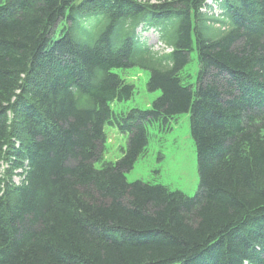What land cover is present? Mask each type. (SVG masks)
I'll use <instances>...</instances> for the list:
<instances>
[{"label":"trees","instance_id":"obj_1","mask_svg":"<svg viewBox=\"0 0 264 264\" xmlns=\"http://www.w3.org/2000/svg\"><path fill=\"white\" fill-rule=\"evenodd\" d=\"M212 2L0 0V264H264V0ZM131 67L160 94L114 112ZM181 113L195 193L128 181ZM105 124L128 132L116 161Z\"/></svg>","mask_w":264,"mask_h":264},{"label":"rangeland","instance_id":"obj_2","mask_svg":"<svg viewBox=\"0 0 264 264\" xmlns=\"http://www.w3.org/2000/svg\"><path fill=\"white\" fill-rule=\"evenodd\" d=\"M150 2L153 0H140ZM208 0L211 5V13H219L218 4ZM146 43L154 50L161 51L163 45L158 41L157 34L152 31H141ZM168 50V49H166ZM188 70L194 77L197 66L190 63ZM125 82L134 86V92L130 99L111 103L114 112H127L131 109H145L151 106L152 101L160 94L158 91L150 92L146 88L148 71L138 67L114 70ZM189 113L175 115L168 123L148 125V144L145 152L140 155L133 168L126 172L128 181L142 180L144 182L166 185L171 190H179L188 195H193L198 186V173L196 151L189 128ZM104 132L106 140L103 144L102 160L116 161L122 156L127 146L128 132H121L116 126L105 124ZM101 161L95 162L99 167ZM18 181L17 175L13 176Z\"/></svg>","mask_w":264,"mask_h":264}]
</instances>
